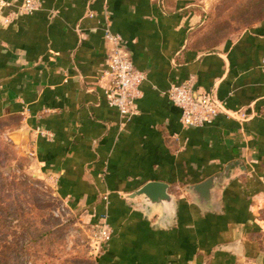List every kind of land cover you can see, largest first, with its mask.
Wrapping results in <instances>:
<instances>
[{
    "label": "crops",
    "instance_id": "crops-1",
    "mask_svg": "<svg viewBox=\"0 0 264 264\" xmlns=\"http://www.w3.org/2000/svg\"><path fill=\"white\" fill-rule=\"evenodd\" d=\"M7 1L0 121L71 209L107 219L96 264H264V20L218 39L206 0H40L31 14ZM106 18L146 75L128 120L105 94ZM189 79L231 112L184 125L166 92ZM230 164L201 201L192 187ZM152 180L175 210L128 197Z\"/></svg>",
    "mask_w": 264,
    "mask_h": 264
},
{
    "label": "rangeland",
    "instance_id": "rangeland-1",
    "mask_svg": "<svg viewBox=\"0 0 264 264\" xmlns=\"http://www.w3.org/2000/svg\"><path fill=\"white\" fill-rule=\"evenodd\" d=\"M206 2L218 39L264 20V0ZM6 124L0 121V264H96L104 245L93 237L99 221L86 220L58 196Z\"/></svg>",
    "mask_w": 264,
    "mask_h": 264
},
{
    "label": "built area",
    "instance_id": "built-area-1",
    "mask_svg": "<svg viewBox=\"0 0 264 264\" xmlns=\"http://www.w3.org/2000/svg\"><path fill=\"white\" fill-rule=\"evenodd\" d=\"M41 4L40 0H23L17 6V12L31 14L39 10ZM8 5L7 0H0V15ZM4 21L11 20L5 17ZM103 31L108 49V70L105 73L108 86L105 88V94L109 105L117 107L121 117L128 120L137 113V100L142 95L140 86L146 75L135 67L123 37L112 31L110 20L107 18L103 23ZM166 94L174 104L181 108V121L184 125L202 126L212 122L221 113L231 112L226 103L215 97L212 92L195 89L191 79L171 85ZM234 113H237L240 119L245 117L241 111ZM104 198L107 200L106 196ZM92 229L94 240L99 247L107 243L113 233L106 219L94 224Z\"/></svg>",
    "mask_w": 264,
    "mask_h": 264
},
{
    "label": "water",
    "instance_id": "water-1",
    "mask_svg": "<svg viewBox=\"0 0 264 264\" xmlns=\"http://www.w3.org/2000/svg\"><path fill=\"white\" fill-rule=\"evenodd\" d=\"M232 166L233 164L228 165L223 172L193 186L191 190L198 194L201 201H208L211 198L213 188L217 184L222 183L224 177L229 175ZM128 197L131 199L142 197L143 200L140 209L146 214H149L153 207H160L163 210L162 214L164 215L168 210H175L177 206L175 203V197L169 193V184L158 180L146 182L138 189L128 194Z\"/></svg>",
    "mask_w": 264,
    "mask_h": 264
}]
</instances>
